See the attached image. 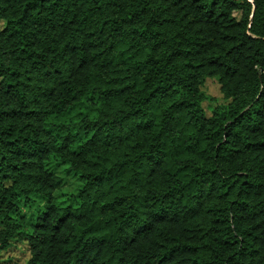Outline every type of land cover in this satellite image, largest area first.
<instances>
[{
  "label": "trees",
  "instance_id": "16d2710c",
  "mask_svg": "<svg viewBox=\"0 0 264 264\" xmlns=\"http://www.w3.org/2000/svg\"><path fill=\"white\" fill-rule=\"evenodd\" d=\"M14 243L28 264H264V0H0V264Z\"/></svg>",
  "mask_w": 264,
  "mask_h": 264
},
{
  "label": "rangeland",
  "instance_id": "374dc122",
  "mask_svg": "<svg viewBox=\"0 0 264 264\" xmlns=\"http://www.w3.org/2000/svg\"><path fill=\"white\" fill-rule=\"evenodd\" d=\"M203 92L206 96L211 98V100H208L203 104V108L208 117H211L215 108L227 104L221 93V86L217 78L208 79L203 88ZM55 172L64 178V186L56 193V198L59 204L66 205L72 200V197L76 194L80 184L76 177L66 173V167H55ZM44 207L45 202L41 200L35 201L31 207L23 205L22 214L25 215L27 218L26 220L29 221V226L27 225L26 227L27 231H30V226L34 223L32 215L40 214ZM30 258L31 254L28 246L24 243H14L9 250L2 254V261L11 264H28Z\"/></svg>",
  "mask_w": 264,
  "mask_h": 264
}]
</instances>
